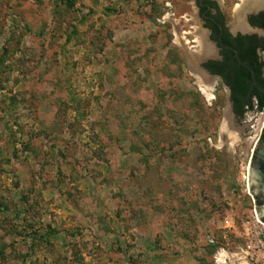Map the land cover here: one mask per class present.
Masks as SVG:
<instances>
[{"label":"rangeland","instance_id":"1","mask_svg":"<svg viewBox=\"0 0 264 264\" xmlns=\"http://www.w3.org/2000/svg\"><path fill=\"white\" fill-rule=\"evenodd\" d=\"M201 36L196 0H0V264H264V121Z\"/></svg>","mask_w":264,"mask_h":264},{"label":"flooded vegetation","instance_id":"2","mask_svg":"<svg viewBox=\"0 0 264 264\" xmlns=\"http://www.w3.org/2000/svg\"><path fill=\"white\" fill-rule=\"evenodd\" d=\"M196 7L207 34L206 42L212 50V54L200 66L201 73L209 78L211 84L215 80L226 89L232 115L237 120H244L248 114L255 113L256 116L261 115L264 121V93L253 80L255 75L257 82L264 87V4L246 11V15L240 14V18H243L242 28H233L226 23L217 0H196ZM210 65L216 69H210ZM212 70H216V73ZM236 91L243 93L235 96ZM237 97L247 104L243 117L235 113ZM261 144H264V122L251 162L256 157V148ZM254 199L256 207L263 204L262 197Z\"/></svg>","mask_w":264,"mask_h":264},{"label":"water","instance_id":"3","mask_svg":"<svg viewBox=\"0 0 264 264\" xmlns=\"http://www.w3.org/2000/svg\"><path fill=\"white\" fill-rule=\"evenodd\" d=\"M238 60L240 61V63H242L239 57ZM253 80L256 87L262 93H264V87L257 82L255 75L253 76ZM256 150H257L256 157L249 166L248 187L250 194L253 198H257V197L263 198V204L261 206L256 207V212L259 221L264 223V144L259 145L256 148Z\"/></svg>","mask_w":264,"mask_h":264},{"label":"bare ground","instance_id":"4","mask_svg":"<svg viewBox=\"0 0 264 264\" xmlns=\"http://www.w3.org/2000/svg\"><path fill=\"white\" fill-rule=\"evenodd\" d=\"M253 2V3H252ZM250 4H252V6H249ZM262 4H264V0H242V5L239 8V10L237 11V27L238 28H242L243 26V22L241 21L240 18V14L241 12H245V11H251L254 8L256 9L257 7L262 6ZM202 37V36H201ZM199 44V48H200V52L197 58H206L209 57L212 54V50L210 48V46L208 45V43L206 42V39L204 37L200 38V40L198 41ZM195 73L197 74L200 83H201V91L202 93L207 96L209 98V100H214V95H213V91H214V84L210 83V80L208 77H206L204 74H200L198 71H195ZM229 127V125H228ZM231 128V127H230ZM222 259L225 260L224 257H222Z\"/></svg>","mask_w":264,"mask_h":264},{"label":"trees","instance_id":"5","mask_svg":"<svg viewBox=\"0 0 264 264\" xmlns=\"http://www.w3.org/2000/svg\"><path fill=\"white\" fill-rule=\"evenodd\" d=\"M213 66L214 65H210V69H214L213 68ZM216 69V68H215ZM212 72L215 74L216 73V70H212ZM243 92L241 91V92H239V91H236L235 92V96L237 95V94H242ZM236 103H237V105H236V108H235V113H236V115L238 116V117H243L244 116V114H245V112H246V108H247V104L246 103H242V102H240L239 101V99H238V97L236 98Z\"/></svg>","mask_w":264,"mask_h":264}]
</instances>
